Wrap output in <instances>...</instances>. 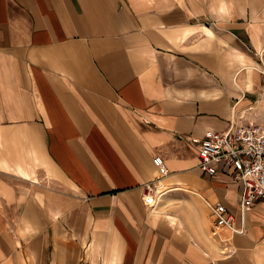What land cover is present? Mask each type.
I'll return each mask as SVG.
<instances>
[{"label": "crops", "instance_id": "crops-1", "mask_svg": "<svg viewBox=\"0 0 264 264\" xmlns=\"http://www.w3.org/2000/svg\"><path fill=\"white\" fill-rule=\"evenodd\" d=\"M263 86L264 0H0V264H264V202L198 166Z\"/></svg>", "mask_w": 264, "mask_h": 264}, {"label": "built area", "instance_id": "built-area-1", "mask_svg": "<svg viewBox=\"0 0 264 264\" xmlns=\"http://www.w3.org/2000/svg\"><path fill=\"white\" fill-rule=\"evenodd\" d=\"M154 163L162 175L169 170L161 156H155ZM218 165L233 169L234 180L241 182V211L264 202V122L252 120L244 111H234L227 127L210 130L199 143L198 166L208 175L218 172ZM153 209L156 206L150 204ZM211 215L217 227L228 226L234 232L244 233L246 227L236 225L235 215L218 201L210 204ZM225 251H229L225 247Z\"/></svg>", "mask_w": 264, "mask_h": 264}, {"label": "rangeland", "instance_id": "rangeland-1", "mask_svg": "<svg viewBox=\"0 0 264 264\" xmlns=\"http://www.w3.org/2000/svg\"><path fill=\"white\" fill-rule=\"evenodd\" d=\"M245 113L246 116L252 120L264 122V86L261 89L259 101L254 104V107H251L245 111Z\"/></svg>", "mask_w": 264, "mask_h": 264}, {"label": "bare ground", "instance_id": "bare-ground-1", "mask_svg": "<svg viewBox=\"0 0 264 264\" xmlns=\"http://www.w3.org/2000/svg\"><path fill=\"white\" fill-rule=\"evenodd\" d=\"M151 203V202H150Z\"/></svg>", "mask_w": 264, "mask_h": 264}]
</instances>
